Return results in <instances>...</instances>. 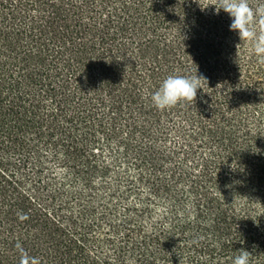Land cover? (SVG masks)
Listing matches in <instances>:
<instances>
[{
  "label": "trees",
  "instance_id": "1",
  "mask_svg": "<svg viewBox=\"0 0 264 264\" xmlns=\"http://www.w3.org/2000/svg\"><path fill=\"white\" fill-rule=\"evenodd\" d=\"M216 2L0 0V264H264V64Z\"/></svg>",
  "mask_w": 264,
  "mask_h": 264
},
{
  "label": "clouds",
  "instance_id": "2",
  "mask_svg": "<svg viewBox=\"0 0 264 264\" xmlns=\"http://www.w3.org/2000/svg\"><path fill=\"white\" fill-rule=\"evenodd\" d=\"M215 8L217 14L221 9L229 14L232 18L230 30L238 32L241 41H251L259 63L264 64V6L254 10L248 0H217ZM257 23L259 31L256 28ZM202 81L206 79L198 76L197 72L194 76L187 77L169 75L159 89L151 94V101L159 110L174 107L181 101L195 102L197 90L202 89ZM250 256V252L241 250L232 264H250Z\"/></svg>",
  "mask_w": 264,
  "mask_h": 264
}]
</instances>
